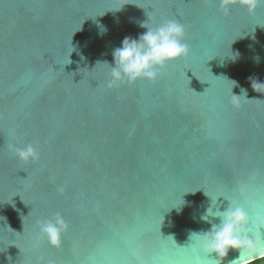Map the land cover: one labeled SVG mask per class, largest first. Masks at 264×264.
Here are the masks:
<instances>
[{"label":"water","instance_id":"water-1","mask_svg":"<svg viewBox=\"0 0 264 264\" xmlns=\"http://www.w3.org/2000/svg\"><path fill=\"white\" fill-rule=\"evenodd\" d=\"M168 19L188 55L108 88L98 62ZM249 78L264 82V3L0 0V264H192L209 197L264 212V93ZM56 213L68 230L53 247L37 221Z\"/></svg>","mask_w":264,"mask_h":264},{"label":"clouds","instance_id":"clouds-1","mask_svg":"<svg viewBox=\"0 0 264 264\" xmlns=\"http://www.w3.org/2000/svg\"><path fill=\"white\" fill-rule=\"evenodd\" d=\"M260 3H264V0H219V8L227 13L232 6L239 4L252 12ZM98 27L101 29V34L107 31L101 25ZM140 27L146 31L136 38L126 36L120 46L112 50L111 64L107 61L98 62L109 67L108 88L119 87L125 83L132 84L137 80L154 82L160 74L159 70L167 63L188 55L189 47L183 42L185 28L177 20H164L155 27L149 26L146 21L140 23ZM249 79L254 91L264 93V82H258L254 78ZM233 82L235 84V81ZM241 94L247 100L245 89H241ZM241 94L236 95L232 92L230 102L233 107L240 106ZM8 150L24 163L39 158V153L31 144L22 147L9 144ZM58 190L62 191V188ZM209 198L210 205L200 217L202 221L210 224L209 229L189 234V240L195 241L191 249L192 264H205L201 254L206 257L214 254L215 264H223L230 250L237 251L238 256L228 264H257V262L264 264V212L256 211L250 215L244 207L229 203L221 210L220 206H216L220 197L215 204L211 197ZM177 210L179 211V208ZM37 228L50 246L58 247L62 235L68 230V224L59 213H56L50 219L37 221Z\"/></svg>","mask_w":264,"mask_h":264},{"label":"trees","instance_id":"trees-1","mask_svg":"<svg viewBox=\"0 0 264 264\" xmlns=\"http://www.w3.org/2000/svg\"><path fill=\"white\" fill-rule=\"evenodd\" d=\"M257 264H259V262H257Z\"/></svg>","mask_w":264,"mask_h":264}]
</instances>
